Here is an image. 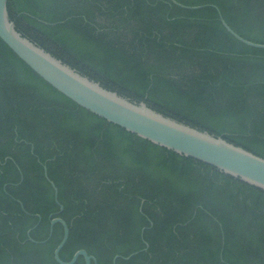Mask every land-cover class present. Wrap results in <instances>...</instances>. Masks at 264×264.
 I'll return each mask as SVG.
<instances>
[{"label":"trees","instance_id":"trees-1","mask_svg":"<svg viewBox=\"0 0 264 264\" xmlns=\"http://www.w3.org/2000/svg\"><path fill=\"white\" fill-rule=\"evenodd\" d=\"M176 1L201 8L9 0L8 11L25 37L107 89L264 158V49L221 22L264 44V0ZM145 150L195 186L126 163ZM57 215L70 227L65 262L84 249L98 264H264L263 190L80 107L0 38V264H59L61 224L48 240Z\"/></svg>","mask_w":264,"mask_h":264},{"label":"water","instance_id":"water-1","mask_svg":"<svg viewBox=\"0 0 264 264\" xmlns=\"http://www.w3.org/2000/svg\"><path fill=\"white\" fill-rule=\"evenodd\" d=\"M172 1L184 8H201L188 7L176 0ZM8 4L9 0H0V38L36 74L65 97L144 140L212 166L225 175L264 191V158L228 142L223 137L163 114L144 101L138 102L109 90L100 82L83 75L20 33L15 22L10 19ZM221 22L237 40L248 46L264 49V44L254 43L236 33L222 15ZM46 176L49 179L47 170ZM49 181L55 189V198L59 203L58 188L54 182L50 179ZM60 207L58 214L64 210V206ZM57 224L64 228V238L55 251V259L59 264H75L81 256L86 264H98L97 259L84 249L79 250L70 262L63 261L60 252L69 239L70 227L57 215L51 219L48 240ZM31 232L32 230L29 234ZM118 258L119 256L114 259V264Z\"/></svg>","mask_w":264,"mask_h":264},{"label":"rangeland","instance_id":"rangeland-1","mask_svg":"<svg viewBox=\"0 0 264 264\" xmlns=\"http://www.w3.org/2000/svg\"><path fill=\"white\" fill-rule=\"evenodd\" d=\"M183 106H185V103L182 102ZM176 106L178 107H181V108H184L183 106L179 105V104H175ZM200 117V116H198ZM201 119H204L202 117H200ZM148 155V157H152L151 153H147V151L145 150L144 151V154L143 156L138 159V160H141L139 162L135 161L133 162V160L130 159H127L126 163L128 165H136L137 168L139 169L140 172H142L143 174H147V176H151L152 178H166V179H169L171 180L172 182L175 183V185L177 187H187V186H195L193 183L192 180L190 179H187L184 175L183 172L181 171H177L175 169H173L170 164L168 166H166L165 164H160L157 165V161H154V160H151V159H146V160H143L146 158V156Z\"/></svg>","mask_w":264,"mask_h":264}]
</instances>
